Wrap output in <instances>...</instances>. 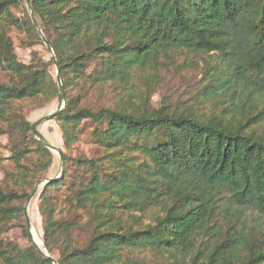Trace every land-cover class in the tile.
<instances>
[{"label":"trees","instance_id":"trees-1","mask_svg":"<svg viewBox=\"0 0 264 264\" xmlns=\"http://www.w3.org/2000/svg\"><path fill=\"white\" fill-rule=\"evenodd\" d=\"M20 2L0 0V122L12 140L14 180L29 182V189L0 186V264H52L26 231L23 214L30 186L49 167L51 154L32 135L28 148L20 146L32 129L15 105L40 107L58 89L48 70L51 59H17L11 27H25L42 44L26 11L22 18L11 11ZM30 2L65 92L64 106L54 114L65 149L61 174L38 194L47 253L56 252L58 264H132L135 249L187 253L225 224L228 235L201 259L197 249L172 264H264V132L252 127L245 111L264 114V0ZM172 50L217 54L221 69H212L206 86L211 97L223 96L220 112L203 114L167 100L155 108L124 99L118 106L81 103L87 88L122 85L136 71L155 78L161 56ZM86 121L95 152L68 154ZM60 193L68 207L90 211L84 223L92 231L85 240L78 236L81 224L59 216ZM155 209L160 214L152 213L141 228L120 223V214ZM249 209L258 217L250 225L243 214ZM14 227L27 241L23 248L3 237Z\"/></svg>","mask_w":264,"mask_h":264},{"label":"rangeland","instance_id":"rangeland-1","mask_svg":"<svg viewBox=\"0 0 264 264\" xmlns=\"http://www.w3.org/2000/svg\"><path fill=\"white\" fill-rule=\"evenodd\" d=\"M11 11L20 18L24 16L25 11L29 16L24 0L23 2H20L16 7H12ZM9 36L13 42L14 52L19 62L30 63L37 62L38 60L48 62L50 59L52 60L51 55L44 46V43L42 42L41 44L37 42L25 27H11L9 29ZM161 60L162 64L160 65V69L158 70V72H156L157 76L155 78L150 79L146 73L142 71H136L130 77L128 82L122 85L118 83L114 84L116 86L113 87V85L105 84L87 88L81 95V103H83V105L89 106H118L119 104L125 102L124 100H126V102L129 101V106H150L155 108L159 106L162 101L167 100V103L169 102L170 104H175L177 107L188 106L194 111L203 114H210L214 111H221V105H223L221 104V99L223 98V96L217 95L211 97L206 86V84L209 83L208 79L210 77V74L212 73V69H221L222 63L220 62L216 53L211 52L208 54H200L186 50H172L166 54H163L161 56ZM52 63L48 64V70L50 74L55 78V67ZM1 78H4L3 73L0 74V79ZM225 99H227V97ZM57 102L58 96L40 107H37L34 103H29L28 101L16 103L15 107L18 110L20 109V113L27 121L32 123L39 117L52 112L56 107ZM63 106L64 103L62 105V108ZM225 106L227 107V103ZM245 111L253 117L251 120L252 127L258 132H264V114L256 113V109L249 107H245ZM234 117H239V115L235 114ZM91 127L92 124L86 121L83 125L84 133L82 130L81 138L79 139V141L74 143L71 151H67L68 154L89 155L95 152L93 145H91L87 141V133L89 132ZM37 129L43 135V137L49 143L58 148L59 151L65 150L62 145L61 131L58 127L56 119L54 118V115L52 116V118L40 123L37 126ZM5 130L8 131L6 124L0 122V186L3 188L12 187L17 192L21 190H27L29 189V182H20L18 180H14L15 177L13 175L17 174L18 169L13 165L10 159V147L12 140L10 139L9 132L6 133ZM15 135H17L16 132ZM31 135L35 139L33 132H29L26 134L25 138H23L22 141L21 138L17 135L21 141L20 146L26 145L28 148L32 143L31 140H29ZM49 151L51 154V163L46 170H42L38 173L37 176L42 175V177L34 182L32 186H30V189L32 190L36 184L40 183L45 178L52 177L58 170L59 156L57 152H53L52 150ZM28 156L29 158L36 157L33 154H29ZM61 170L58 176L61 174ZM5 172H11L12 177L5 178ZM3 178L6 179L5 182H2ZM43 186H40L38 188L37 193L30 200L29 206L27 208L30 223L32 227L37 230L41 242L42 229L40 216L37 210V203L38 194ZM60 194L59 216L81 224L82 226L78 230V236L80 240H85L92 231V227H88L87 224L84 223L88 220L90 211L88 209L84 210L77 207H68L65 203H63V197L65 193ZM25 202L23 204V208ZM152 213L160 214L157 209L153 210V212L147 211L139 213L133 211L123 213L119 215V217L121 216L120 223L126 226L136 223L133 226L135 228H141L144 224L151 222L153 216ZM243 214H246L248 216V225L254 224L253 220L258 219L256 212H253V210H245ZM133 215L137 216V219H132ZM260 224L264 225V218L263 220H261ZM225 228L226 225L223 224L220 234L212 237L203 236L198 238L195 247L187 253H169L166 251L159 252L153 249H135L129 256L130 262L132 264H172V262L180 263L189 260L191 257L190 255L195 253L197 249L199 250V253L197 255L199 260L212 249L214 242L218 241L219 236L225 238L228 235V233H226L225 231ZM248 229L249 228H246L245 231L247 232ZM3 237L17 241L21 248H23L27 244L26 239L22 237L21 229L17 227H14L8 232L4 233ZM172 255H174L175 257H171ZM52 257L56 259L58 257V254L54 252L52 254Z\"/></svg>","mask_w":264,"mask_h":264},{"label":"water","instance_id":"water-1","mask_svg":"<svg viewBox=\"0 0 264 264\" xmlns=\"http://www.w3.org/2000/svg\"><path fill=\"white\" fill-rule=\"evenodd\" d=\"M26 8L28 10L29 16H30V20L31 23L33 25V27L35 28L37 34L40 36L42 42L44 43V46L46 48V50L49 52V54L51 55L54 67H55V81L57 84V89H58V102L56 104V107L54 108V110L52 112H50L49 114L43 115L41 117H39L37 120H35L34 122L31 123V129L33 132V135L35 137V139H37L44 147H46L49 150L55 151L57 152L58 156H59V166H58V170L56 171V173L52 176V177H48L45 178L44 180H42L40 183L36 184L33 188V190L30 192L24 208H23V214H24V219H25V229L26 231L29 233V235L31 236V229H32V225L30 223V218L28 216V212H27V208L29 206L30 200L32 199V197H34V195L37 193V190L40 186H43L45 183H47L48 181L55 179L56 177H58V174L60 173L61 170V164H62V160H61V156H60V151L58 148H56L54 145H52L51 143H49L44 137L43 135L38 131L37 126L52 118V116L59 111L62 108V105L64 103V90H63V86L61 84V80H60V75H59V65L58 62L54 56V53L48 43V41L46 40V38L44 37L43 33L40 30V27L38 25L37 19L33 13L32 10V6H31V2L30 0H24ZM34 242V241H33ZM35 243V242H34ZM37 249L44 254V256L52 263V264H58L56 259L52 256H50L47 251L45 250L43 244L41 245V248L38 247V245L35 243Z\"/></svg>","mask_w":264,"mask_h":264},{"label":"bare ground","instance_id":"bare-ground-1","mask_svg":"<svg viewBox=\"0 0 264 264\" xmlns=\"http://www.w3.org/2000/svg\"><path fill=\"white\" fill-rule=\"evenodd\" d=\"M31 237H32L33 241L38 245V247L41 248L42 242H41V239H40V236H39L37 230L34 227H32V229H31Z\"/></svg>","mask_w":264,"mask_h":264}]
</instances>
